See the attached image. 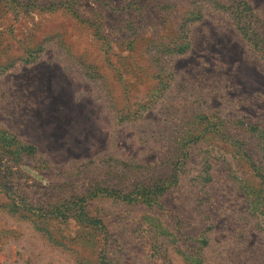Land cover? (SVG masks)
Here are the masks:
<instances>
[{
    "label": "rangeland",
    "instance_id": "1",
    "mask_svg": "<svg viewBox=\"0 0 264 264\" xmlns=\"http://www.w3.org/2000/svg\"><path fill=\"white\" fill-rule=\"evenodd\" d=\"M247 124L264 130V0H0V264L254 254L263 229L239 238L264 196ZM180 160V184L137 195ZM150 227L176 236L167 263Z\"/></svg>",
    "mask_w": 264,
    "mask_h": 264
},
{
    "label": "trees",
    "instance_id": "2",
    "mask_svg": "<svg viewBox=\"0 0 264 264\" xmlns=\"http://www.w3.org/2000/svg\"><path fill=\"white\" fill-rule=\"evenodd\" d=\"M239 17H238L239 21L240 22L243 21V16H241L240 18ZM246 23L247 22H244V24ZM242 29L246 30V26H244ZM245 36L249 37L247 33L245 34ZM248 40L252 42V46H254L255 48L258 47L259 45L258 37H256V40H253L252 38H248ZM220 131L223 132L225 131V129L221 127ZM241 131H244L246 134H251V135L255 134L256 137H258L257 139L259 140L260 159H255L254 157L250 156L247 152L243 150H242L243 154L241 150H239V152L247 157V161L251 164L252 168L255 171L254 174L264 182V130L255 124H247L245 125V129H242ZM188 141L191 142L194 140L191 138V136H189ZM242 143H243L242 140L240 141L235 139V144L240 145V148L243 146ZM22 149L23 151H29L33 148H27L25 146H22ZM180 155H182L181 152ZM232 157L234 158V155H232ZM181 160L173 168L172 174L166 180L157 181L151 184L150 182L143 183L140 190L137 192V195H140L143 198V201H145L146 203H150L152 201L156 202L157 197L162 196L164 192H166L171 188V186L180 184L181 180L185 178L188 173L186 172L187 171L186 167H184L183 162ZM211 169H212L211 165H206V168H203L200 171L201 178L205 179L207 177L208 180H210ZM234 175L235 177L240 178V175L236 173ZM137 195L126 194L123 195L122 197H124L126 201H131V200H137L139 198ZM253 197L254 195H250V200L248 201L246 214L242 219L243 224L240 227L241 233H239V238L242 240V242L245 243L247 239L250 237V233L247 230H249L252 226L257 225L259 229L261 230L263 229L262 231H264V196L258 197L257 199ZM152 230L153 227H150L149 230H147L146 232L150 235L149 240L151 242V247L153 251L152 254L157 257L159 256L160 258L163 257L162 260L165 263H167L170 259L169 248L171 244L173 243L176 244V236L173 235L171 236L172 240H168L166 237L164 238V236H160V234L157 231H152ZM209 241L210 238L208 236L205 237L203 236L202 238H200V244L202 246V249L209 244L208 243ZM254 249L256 250L254 254L245 253V256H248L246 258L244 256L236 257L235 263L232 264H264V243H258L256 246H254ZM200 252H201V248H200ZM203 255L204 253L202 255L200 254L199 260L197 259V261L194 262V264H205Z\"/></svg>",
    "mask_w": 264,
    "mask_h": 264
}]
</instances>
